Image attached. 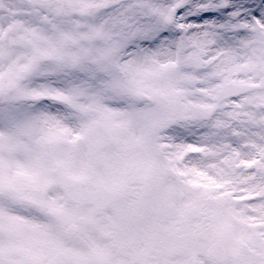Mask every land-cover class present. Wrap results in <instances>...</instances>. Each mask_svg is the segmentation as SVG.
<instances>
[{
    "label": "snow or ice",
    "instance_id": "obj_1",
    "mask_svg": "<svg viewBox=\"0 0 264 264\" xmlns=\"http://www.w3.org/2000/svg\"><path fill=\"white\" fill-rule=\"evenodd\" d=\"M0 264H264V0H0Z\"/></svg>",
    "mask_w": 264,
    "mask_h": 264
}]
</instances>
